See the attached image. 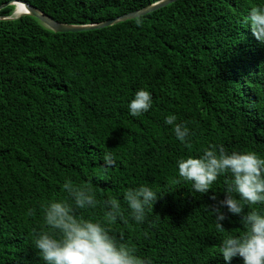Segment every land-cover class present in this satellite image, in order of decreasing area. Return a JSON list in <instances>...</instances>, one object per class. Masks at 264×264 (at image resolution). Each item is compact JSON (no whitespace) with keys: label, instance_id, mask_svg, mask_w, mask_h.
<instances>
[{"label":"trees","instance_id":"trees-1","mask_svg":"<svg viewBox=\"0 0 264 264\" xmlns=\"http://www.w3.org/2000/svg\"><path fill=\"white\" fill-rule=\"evenodd\" d=\"M21 1L61 24L93 25L162 0ZM261 3L178 0L81 33H56L31 15L14 17L15 6L3 8L0 264H45L34 248V230L44 228L39 205L66 196V179L95 190L100 203L81 210L86 217L101 219L103 201L118 198L128 222H114L112 234L153 264H224L222 239L244 232L238 215L215 227L210 205L224 198L227 174L208 194L197 193L176 160L212 145L264 155V44L244 22ZM141 87L153 105L133 117L127 104ZM172 113L194 132L190 144L164 123ZM106 151L116 161L109 168L102 167ZM140 184L161 196L144 224L123 202V192Z\"/></svg>","mask_w":264,"mask_h":264},{"label":"clouds","instance_id":"clouds-1","mask_svg":"<svg viewBox=\"0 0 264 264\" xmlns=\"http://www.w3.org/2000/svg\"><path fill=\"white\" fill-rule=\"evenodd\" d=\"M244 22L254 37L264 44V3L251 7ZM152 105V93L147 87H141L135 91L127 109L130 116L140 117ZM164 123L172 126L178 141L186 145L192 142L194 132L186 122L178 123L175 113L166 115ZM115 163L113 154L104 152L102 167L109 168ZM176 166L179 177L202 194H208L218 177L227 174L224 198L210 205L215 213V227L224 229L227 214L238 215L244 232L222 239L219 252L223 262L232 264L233 258L239 257L242 264H264V155L255 151L229 152L223 145H212L198 156L180 157ZM62 189L66 196L39 205L44 228L34 230V248L45 264H153L151 257L138 255L134 247L118 242L112 234L114 222H128L118 198H106L102 218L93 219L81 211L96 209L100 203L92 187L66 179ZM160 197L148 184L129 187L123 192V202L137 224L145 223ZM211 198L217 199L216 196ZM35 211L28 208L26 215L32 216ZM155 216L160 218L158 214ZM155 222L154 219L149 224Z\"/></svg>","mask_w":264,"mask_h":264},{"label":"water","instance_id":"water-1","mask_svg":"<svg viewBox=\"0 0 264 264\" xmlns=\"http://www.w3.org/2000/svg\"><path fill=\"white\" fill-rule=\"evenodd\" d=\"M177 1L178 0H162L158 3L150 5L144 9H141V10L129 13V14L122 15L120 17H117L115 19H112V20H109V21H106L103 23L93 24V25L61 24V23L55 21L50 16L45 15L44 13H42L37 8H35V7L29 5L28 3H25L21 0H11V1L1 5L0 11L3 8H6L8 6H15L16 8H15L14 14H18V16H20V15H31V16L35 17L36 19H38L46 27H48L49 29L53 30L56 33H81V32L103 29L106 27L116 25V24L121 23V22H125L128 20H132V19H136V18H139L142 16H146V15L153 13L159 9L167 7V6L173 4ZM19 5L24 6L25 12H23V13L18 12V11H20ZM7 19H11V18H7Z\"/></svg>","mask_w":264,"mask_h":264},{"label":"bare ground","instance_id":"bare-ground-1","mask_svg":"<svg viewBox=\"0 0 264 264\" xmlns=\"http://www.w3.org/2000/svg\"><path fill=\"white\" fill-rule=\"evenodd\" d=\"M19 9H20V12L19 13L25 12V9H24V6L23 5H19Z\"/></svg>","mask_w":264,"mask_h":264},{"label":"rangeland","instance_id":"rangeland-1","mask_svg":"<svg viewBox=\"0 0 264 264\" xmlns=\"http://www.w3.org/2000/svg\"><path fill=\"white\" fill-rule=\"evenodd\" d=\"M18 12H20V11H18ZM18 16V14H14V17H17Z\"/></svg>","mask_w":264,"mask_h":264}]
</instances>
